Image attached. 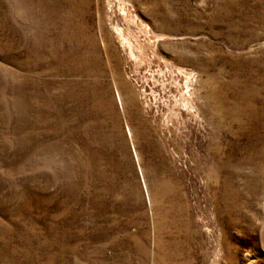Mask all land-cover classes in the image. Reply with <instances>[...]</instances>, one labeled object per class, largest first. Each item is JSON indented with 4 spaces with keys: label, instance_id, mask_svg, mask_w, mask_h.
I'll return each mask as SVG.
<instances>
[{
    "label": "rangeland",
    "instance_id": "rangeland-1",
    "mask_svg": "<svg viewBox=\"0 0 264 264\" xmlns=\"http://www.w3.org/2000/svg\"><path fill=\"white\" fill-rule=\"evenodd\" d=\"M0 264H264V0H0Z\"/></svg>",
    "mask_w": 264,
    "mask_h": 264
},
{
    "label": "bare ground",
    "instance_id": "bare-ground-1",
    "mask_svg": "<svg viewBox=\"0 0 264 264\" xmlns=\"http://www.w3.org/2000/svg\"><path fill=\"white\" fill-rule=\"evenodd\" d=\"M71 25V24H70ZM68 26V25H67ZM116 26V25H115ZM65 27V26H64ZM117 28V27H116ZM67 29V28H66ZM71 30V29H70ZM63 31V30H62ZM69 32V31H68ZM66 34V33H65ZM76 35V34H75ZM81 35H82V33H81ZM118 37H119V39L121 40V42H122V44L123 45H125V44H127V43H130L131 42V40H130V42H128L129 40H128V38L127 37H125L124 36V34L122 33V31L120 30L119 32H118ZM63 38V37H62ZM80 39V38H79ZM68 40V39H67ZM87 41V40H86ZM74 43V42H73ZM82 44V43H81ZM75 46V45H74ZM81 46V45H80ZM85 47V46H84ZM83 47V48H84ZM76 48V47H75ZM131 48V47H130ZM81 50V49H80ZM83 50V49H82ZM81 50V51H82ZM72 51V50H71ZM70 52V51H69ZM73 52V51H72ZM87 52V51H86ZM92 52V51H91ZM96 55V54H95ZM77 56V55H76ZM66 57V56H65ZM93 58V57H92ZM97 57H95V59H96ZM83 59V58H82ZM94 59V60H95ZM89 60V59H88ZM93 60V59H92ZM97 60V59H96ZM82 61V60H81ZM92 62V61H91ZM69 63V62H68ZM82 63H83V61H82ZM88 63V62H87ZM89 64V63H88ZM88 64H87V66H88ZM91 64V63H90ZM93 64V63H92ZM90 66H92V65H90ZM68 67V66H67ZM79 67H80V65H79ZM82 67L84 68V66L82 65ZM69 68V67H68ZM71 68V67H70ZM74 68V67H73ZM87 68H89V66L87 67ZM86 68V69H87ZM92 68V67H91ZM72 69V68H71ZM77 69V68H76ZM75 69V70H76ZM90 69V68H89ZM88 69V70H89ZM80 71V70H79ZM179 71V70H178ZM86 72V71H85ZM90 72V71H89ZM179 72H181L183 75H185V76H188V78L189 79H187L189 82H193L194 81V76L192 75V73H188V72H186L185 70H182V69H180V71ZM73 73V72H72ZM78 73V72H77ZM81 73V72H80ZM87 73V72H86ZM77 84H79V83H77ZM84 85V84H83ZM78 87V86H77ZM83 87V86H82ZM86 87V86H85ZM187 87V86H186ZM83 89H84V87H83ZM90 89V88H89ZM78 90V89H77ZM84 91V90H83ZM89 92V91H88ZM87 92V93H88ZM92 92V91H91ZM91 92H89V93H91ZM95 92V91H94ZM80 93V92H79ZM90 96V95H89ZM117 96H118V101L120 102V104H122L123 103V98H122V94H121V92L120 91H118L117 92ZM90 97H92V96H90ZM94 97H96V96H94ZM90 100H91V98H90ZM88 101V100H87ZM111 107V106H110ZM188 107V106H187ZM97 109V108H96ZM107 109V108H106ZM115 115V114H114ZM115 118V117H114ZM117 119V118H116ZM127 135L128 136H130V137H133L134 136V132H133V130H132V128L129 126V125H127ZM135 154H136V160L140 163V157H139V153L137 152V150L135 151ZM140 166V165H139ZM140 171H141V175H142V177H143V174H142V167L140 166ZM143 180H144V177H143ZM144 183H145V181H144ZM145 187H146V191H147V193H148V190H147V186H146V183H145ZM149 197V196H148ZM250 257H251V255H250ZM252 261H254V260H252Z\"/></svg>",
    "mask_w": 264,
    "mask_h": 264
}]
</instances>
